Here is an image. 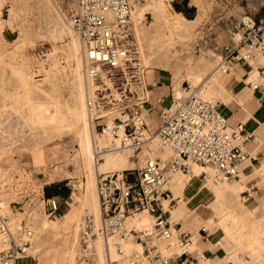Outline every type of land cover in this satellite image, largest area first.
Listing matches in <instances>:
<instances>
[{
	"label": "built area",
	"instance_id": "1",
	"mask_svg": "<svg viewBox=\"0 0 264 264\" xmlns=\"http://www.w3.org/2000/svg\"><path fill=\"white\" fill-rule=\"evenodd\" d=\"M57 3L80 40L84 102L92 133L109 131L113 138H120L118 148L128 150L135 164L120 174H98L99 223L95 229L87 217L81 230L84 248L99 235L105 264H138L140 259L158 264H198L199 257L191 252L192 233L170 221L164 210L165 200L170 206L176 203L166 185L173 173L188 172L194 163L210 167L214 182L236 179L239 164L256 158L247 141L256 143L257 136L246 131L242 121L230 125L219 109L221 102L205 95L202 83L180 96H174L170 87L165 104L161 97L151 100L150 89L157 83H148L145 78L130 0ZM225 31L227 40L217 52L219 60L212 73L247 62L256 71L247 81L249 87L264 86V20L243 13ZM261 96L264 98V90ZM151 113H155L154 127L148 124ZM112 147L95 148L96 161L102 159V150ZM161 150H169V154L160 155ZM128 170L133 171L131 177ZM201 174L205 177L204 171ZM46 204L48 216L59 210L55 196L46 198ZM2 208L0 200V264H17L31 249L32 231L24 223L18 225ZM143 211L151 215V226L128 228L127 218ZM199 231L207 234L203 227ZM128 234L139 248L126 250Z\"/></svg>",
	"mask_w": 264,
	"mask_h": 264
},
{
	"label": "bare ground",
	"instance_id": "2",
	"mask_svg": "<svg viewBox=\"0 0 264 264\" xmlns=\"http://www.w3.org/2000/svg\"><path fill=\"white\" fill-rule=\"evenodd\" d=\"M5 2L11 5L6 14V20L19 37L12 51L20 53V60L11 66V73L17 82L16 96L12 99L15 98L18 104L11 106L7 103L2 104L3 110L12 109L20 114L24 125L31 129L30 135L35 140V144L53 141L60 138L63 133H72L73 140L77 144L72 146L71 154L64 153L62 156L64 165L72 164L74 171L61 170L55 166L46 178L34 182L37 191L42 194L44 183L65 175L75 178L76 200L70 203L59 216L49 218L43 206L45 199L41 198L38 203L26 207L24 212H12L11 209H6L14 194L10 196L9 192L3 190L5 178L0 176L2 210L9 213L18 225L24 223L32 231L31 249L18 259L17 264L24 258H30V264H58L57 253L60 246L63 247L61 256L64 264H93L95 252L97 260L94 264H105L101 237L99 235L94 237L85 249L81 241V230L87 217L96 227L99 223V202L96 190L98 174L107 171L120 174L122 170L131 168L134 161L130 159L128 150L118 148L120 138H113L109 131L92 133L84 102L85 80L82 74L81 44L71 24L54 12L51 0H0V11ZM130 2L133 29H135L137 45L139 44L140 59L142 58L141 62L145 67V78L146 72L153 68L170 70L174 96H180L202 83L204 94L217 99L214 97L215 85H221L230 71L242 72V65L249 64L240 62L238 67L232 66L230 69L212 73L219 60L218 54L214 62L204 57L192 61L188 56H180L181 48L178 47L187 43L192 36V27L198 20L199 13L189 19L179 11H172L166 0H145L144 2L130 0ZM30 5L38 10V18L41 17V19L31 13ZM147 9L153 16V20L148 25L144 22V13ZM234 18L237 17L229 20ZM42 22L45 23V28ZM46 39L51 41V45L46 52L38 54L37 58L34 56L38 67L37 73L33 75V56L29 52V47L37 45L39 40ZM61 57L64 59V64ZM8 64L11 63L5 59V54H0V67L4 68ZM244 72L245 76L242 77L245 81L256 75L252 64L246 66ZM35 75L42 76L35 77ZM182 81L187 82L186 88L181 85ZM0 92H5L6 97H10L9 91H4L2 85H0ZM220 99L225 101L223 98ZM108 145L113 147L102 150L100 153L102 160L96 161L95 148ZM159 153L167 156L169 150H161ZM203 171L206 175L201 180L199 188L205 187L211 197L202 204L190 206L187 203L189 198L184 195V189L192 177H198ZM212 175L213 170L210 167L197 163H194L188 172L178 170L172 174L166 187L173 190L177 200L171 206L167 200L164 201V210L168 213L169 220L180 223L181 230H187L185 228L191 223H196L197 228L203 226L209 230L217 227L231 237L236 247L248 254L246 258H241L238 256V250H234L229 254L233 262L264 264L263 204L256 200L253 192L249 197L238 200L234 204L224 199L226 190L238 192L241 184L247 180L246 176L236 178L237 180L214 182ZM192 218L195 219L194 222ZM151 221V215L143 211L128 217L126 226L149 228ZM245 229H248V232L244 233ZM198 237V233L192 235L191 252L198 246L196 244ZM95 239L96 244H94ZM160 245H163L162 241ZM124 246L127 251L140 247L129 234L124 240ZM80 248L83 253L82 258L79 257L78 260ZM110 252L112 256H115L113 247ZM138 264L158 263L140 259Z\"/></svg>",
	"mask_w": 264,
	"mask_h": 264
},
{
	"label": "rangeland",
	"instance_id": "3",
	"mask_svg": "<svg viewBox=\"0 0 264 264\" xmlns=\"http://www.w3.org/2000/svg\"><path fill=\"white\" fill-rule=\"evenodd\" d=\"M138 1L144 2L145 0ZM166 1L169 2L170 9L172 11H179L189 19L194 18L199 13V18L192 27V36L188 42L184 45L182 44L181 47L178 45V47L181 48L180 56H188L192 61H195L201 57L209 59L212 62H214L215 59L217 60L216 54L227 40L225 28L227 27L229 19L233 17H239L243 13H250L257 20H264V0ZM51 2L54 12L67 22L68 20L60 9L57 0H51ZM10 7V3L5 2L3 4V9L0 11V54H5V59L11 63L10 65H6L7 67H0V85L3 86L4 91H9L10 93V97H6L4 94L5 92H0V176L5 178V186L3 190L9 192L10 196L14 194L10 204L7 205L6 209H11L12 212H24L26 207L38 203V200L41 198L42 200L45 199V202L43 201V206L45 212L48 214L46 204V198H48V196L45 194L46 189L48 188L50 191H59L58 195L52 196H55L58 199L60 203L58 211L59 213H62L67 209L68 204L76 200L75 178L65 175L62 178L44 183L42 187V194L37 191L34 182L38 179L46 178L53 171L55 166H57V168L59 167L61 170L67 169L69 171H74L72 164L64 165V160L62 157L64 153L71 154L73 152L72 146L74 147L77 145L73 140L72 133H63L60 138H56L53 141L35 144V140L30 135L31 129L24 125L20 114L15 113L11 108V110H3L1 106L5 103H7V105L10 104L9 106L18 104V101L15 98L12 99L13 96H16L15 92L17 91V82L11 73V66L20 60V53L12 51L15 44L19 41V37L15 30L10 28V24H8L6 20V14ZM30 11L38 18V10L33 7V5H30ZM38 19H41V17ZM234 19L229 20V23ZM152 20V12L147 9V11L144 13V22L148 25ZM42 26L43 28L46 27L44 22H42ZM57 42L59 43V41ZM50 45L51 41L46 39L39 40L37 45L29 47V52L31 56H33V75L37 73L36 69L38 67L36 66L37 59H35V57L37 58L38 54L40 55L46 52ZM34 59L36 61H34ZM60 59L61 61L64 60L62 57ZM64 63L65 62L63 61V64ZM248 65L250 64L242 65L243 71H237V73H239L241 76H245L244 68ZM152 70H157L159 73L166 76L168 78V81L165 82L166 86H168L169 89L172 87V73L170 70L168 71V69L160 68H153ZM152 70H148L146 73L148 82H151V80L154 78ZM39 76L42 75H35V77ZM182 84L185 87L188 85L186 81H182ZM154 117L155 113H151V118L148 124H150L152 127L155 126ZM130 159L133 160L131 157ZM128 172V175L131 177L133 175V171L128 170ZM204 175H206V172ZM198 178L202 180L204 177L202 174H200ZM57 212L49 216V218L59 216L60 214H56ZM93 226L96 228L94 222ZM96 239L94 240V244H96ZM62 248L63 247L60 246L57 255L62 254ZM82 253L83 251L80 248V251L78 252V260L79 257L82 258ZM96 260L97 258L95 252L94 263ZM30 263V258L21 259L19 262V264Z\"/></svg>",
	"mask_w": 264,
	"mask_h": 264
},
{
	"label": "crops",
	"instance_id": "4",
	"mask_svg": "<svg viewBox=\"0 0 264 264\" xmlns=\"http://www.w3.org/2000/svg\"><path fill=\"white\" fill-rule=\"evenodd\" d=\"M234 69L237 70V68ZM152 72L154 78L151 82H147L152 83L154 80L157 84L150 89L151 100L153 101L157 97H161L162 103L165 104L169 100V88L165 83L168 81V78L157 70H152ZM236 73L237 72L230 71L221 85H215L214 97L217 99L223 98L225 100L223 101L220 99L223 102L219 100L221 102L219 109L227 117L229 124L234 125L239 121L244 122L246 131H253L257 136L258 144L247 141L248 149L255 151L256 158L244 160L239 164L237 179L246 176L247 180L245 183L241 184L237 193L226 190L224 192V199L234 204L238 200L249 197L251 192H253L256 200L262 203L264 207V98L261 96L264 86H260L253 90L249 87L247 81L243 80V77L239 73ZM199 187H201V180L195 176L190 179L184 189V195L189 198L187 203L190 206L202 204L211 197L205 187ZM169 189L173 193V190L171 188ZM62 213L58 211L56 214L61 215ZM166 214L168 215L167 212ZM189 225L185 229L189 230L192 235L195 233L199 234V237L196 239V244L198 246L196 249L192 250V254L199 257L198 264H215L216 262L222 264H239L233 262L229 258V254L234 250H238V256L241 258L247 257L248 254L236 247L231 237L217 227H213L210 230L204 228L207 234L203 235L199 231L201 227L197 228L196 223H191ZM179 226L181 229L180 223ZM247 230L248 229H245L244 233L248 232ZM57 263L64 264L61 255H57Z\"/></svg>",
	"mask_w": 264,
	"mask_h": 264
},
{
	"label": "trees",
	"instance_id": "5",
	"mask_svg": "<svg viewBox=\"0 0 264 264\" xmlns=\"http://www.w3.org/2000/svg\"><path fill=\"white\" fill-rule=\"evenodd\" d=\"M59 193V191H57V190H54V191H50L48 188L46 189V192H45V194H46V196H50V194H58Z\"/></svg>",
	"mask_w": 264,
	"mask_h": 264
}]
</instances>
